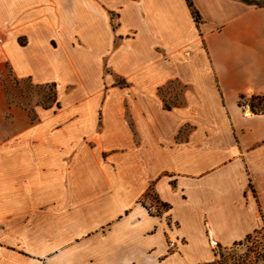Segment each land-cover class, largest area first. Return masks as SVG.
I'll list each match as a JSON object with an SVG mask.
<instances>
[{
    "label": "crops",
    "instance_id": "1",
    "mask_svg": "<svg viewBox=\"0 0 264 264\" xmlns=\"http://www.w3.org/2000/svg\"><path fill=\"white\" fill-rule=\"evenodd\" d=\"M191 3L0 0V58L69 86L1 148L0 264H217L264 229V0Z\"/></svg>",
    "mask_w": 264,
    "mask_h": 264
},
{
    "label": "rangeland",
    "instance_id": "2",
    "mask_svg": "<svg viewBox=\"0 0 264 264\" xmlns=\"http://www.w3.org/2000/svg\"><path fill=\"white\" fill-rule=\"evenodd\" d=\"M113 83L120 85L123 84V80L114 77ZM55 84L56 98L60 101V109L52 105L53 109L50 111L53 113L60 111L64 114L68 109L63 108V105L69 86L64 87L57 82ZM157 95L163 104L169 107L183 102L182 86L174 81L159 87ZM51 97L52 89L48 85L37 83L31 77L18 75L6 60L0 58V154L1 148L7 146L8 141L14 142L13 139L16 135H54L53 133L56 132L54 127H50L47 132L37 129L39 126L37 123L45 111L43 105L48 103ZM50 114L51 112L48 113V115ZM124 115L126 117L129 115L128 107H126ZM96 116L92 118L91 129L88 131L90 134L84 135H98L97 133L101 131L100 109ZM56 128L60 131L61 125H56ZM191 130L192 125L187 123L181 127L179 135H188ZM1 175L0 166V179ZM15 175L17 177V173ZM152 197L154 198V195L151 193V197L145 200L148 207L155 203ZM156 207L160 206L157 204ZM217 250L221 254V260L226 264H264V233L261 232L253 236L248 242H243L227 250L224 248H217Z\"/></svg>",
    "mask_w": 264,
    "mask_h": 264
},
{
    "label": "trees",
    "instance_id": "3",
    "mask_svg": "<svg viewBox=\"0 0 264 264\" xmlns=\"http://www.w3.org/2000/svg\"><path fill=\"white\" fill-rule=\"evenodd\" d=\"M186 3H187V5H188V7H189V9L191 11V14H192L194 20L197 22L198 19H199V15H198L197 11L193 8L191 0H186ZM44 84L48 85L52 89V97L48 101V103L43 105V108H50V107H52V105H54L56 107H59V103L57 101L56 92H55V86H56L55 82H46ZM253 100L254 99H250L251 103H249V106H250L251 110L253 112L263 111L264 110V102H261V98H257L256 102H254ZM165 108H169V106L165 104ZM261 232L264 233V229L263 228H261L259 230H255L253 233H250V234L246 235L243 240L234 242L231 246H228V247L217 246V248H224L225 250H227L228 248L235 247L237 245L242 244L243 242H248L253 236H255V235H257V234H259ZM214 254L216 256L215 262L217 264H226L223 260H221V258H220L221 254L218 252L217 249L215 250Z\"/></svg>",
    "mask_w": 264,
    "mask_h": 264
},
{
    "label": "built area",
    "instance_id": "4",
    "mask_svg": "<svg viewBox=\"0 0 264 264\" xmlns=\"http://www.w3.org/2000/svg\"><path fill=\"white\" fill-rule=\"evenodd\" d=\"M175 245L174 240H169V247L172 248Z\"/></svg>",
    "mask_w": 264,
    "mask_h": 264
}]
</instances>
